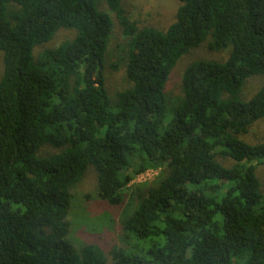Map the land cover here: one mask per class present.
<instances>
[{
	"label": "trees",
	"instance_id": "trees-1",
	"mask_svg": "<svg viewBox=\"0 0 264 264\" xmlns=\"http://www.w3.org/2000/svg\"><path fill=\"white\" fill-rule=\"evenodd\" d=\"M178 1L161 31L137 27L123 0H109L129 40L113 68L123 60L133 84L112 109L113 21L96 0H0V264H107L101 248L78 250L69 238L73 190L89 165L102 200H136L121 223L132 249L114 248L113 264H264V142L239 139L264 119V86L239 99L264 75V0ZM61 29L77 35L36 58ZM208 38L212 51L232 46L229 59L193 63L183 96H168L177 63ZM45 145L60 152L38 157ZM154 168L157 185L131 186Z\"/></svg>",
	"mask_w": 264,
	"mask_h": 264
},
{
	"label": "rangeland",
	"instance_id": "rangeland-1",
	"mask_svg": "<svg viewBox=\"0 0 264 264\" xmlns=\"http://www.w3.org/2000/svg\"><path fill=\"white\" fill-rule=\"evenodd\" d=\"M96 3L99 11L108 14L113 21L104 73L112 109H115L116 95L133 85L127 80L126 66L123 60L118 70L113 68L119 62V58L124 59L123 50L127 48L129 40L125 37L124 30L115 13L110 9L109 0H96ZM122 4L126 10V15L131 22L136 23L137 27L155 28L161 31H166L177 20V12L181 5L178 0H123ZM16 9L17 7L12 6V10ZM76 35V30H59L51 41L35 48V57L44 50L54 49L65 41L74 39ZM210 42L211 38H208L200 47L192 50L177 63L165 88V93L168 96L172 98L183 96V75L193 63L198 61L224 63L229 59L232 46L222 51H212L209 46ZM263 86L264 75L251 77L246 81L239 95L240 101L249 102ZM228 98L229 95H225L223 99ZM239 139L250 145L262 144L264 142V119L253 124L249 133L240 135ZM59 152L60 150L45 145L39 150L37 156L42 157ZM217 161L226 168L235 164L231 158H222L221 156H218ZM161 174V168L149 169L136 175L131 186H140V188L155 186L160 181ZM142 176L144 177L142 178ZM257 176L264 195V165L257 167ZM135 203L136 200L132 197H127L121 206H113L102 200L99 197L98 173L94 166L89 165L83 180L73 190L71 210L67 219L70 223L69 238L78 250L88 245L98 246L104 252L107 264H113L112 251L114 248L132 249V246L125 240L121 223L125 211L132 213L133 207L136 206Z\"/></svg>",
	"mask_w": 264,
	"mask_h": 264
},
{
	"label": "built area",
	"instance_id": "built-area-1",
	"mask_svg": "<svg viewBox=\"0 0 264 264\" xmlns=\"http://www.w3.org/2000/svg\"><path fill=\"white\" fill-rule=\"evenodd\" d=\"M144 176H142V178H143Z\"/></svg>",
	"mask_w": 264,
	"mask_h": 264
}]
</instances>
